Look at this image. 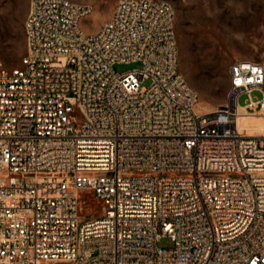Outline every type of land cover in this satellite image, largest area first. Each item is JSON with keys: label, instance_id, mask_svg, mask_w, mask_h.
<instances>
[{"label": "built area", "instance_id": "2783aa9c", "mask_svg": "<svg viewBox=\"0 0 264 264\" xmlns=\"http://www.w3.org/2000/svg\"><path fill=\"white\" fill-rule=\"evenodd\" d=\"M93 10L31 0L26 54L0 61V264H264V134L240 125L264 115V60L199 111L171 2L118 0L89 34Z\"/></svg>", "mask_w": 264, "mask_h": 264}, {"label": "rangeland", "instance_id": "374dc122", "mask_svg": "<svg viewBox=\"0 0 264 264\" xmlns=\"http://www.w3.org/2000/svg\"><path fill=\"white\" fill-rule=\"evenodd\" d=\"M31 0H0V61L12 67L27 52L25 20ZM89 2L93 12L82 27L95 34L108 20L118 0H75ZM176 10V33L180 69L197 90L199 111H211L229 101L231 66L237 60H264V0H167ZM141 66L140 62H120L114 68L123 73ZM261 98L263 92L255 90ZM247 94H241L244 105ZM240 118L249 135L264 134V115ZM245 120V122H244ZM83 213L98 216L101 203L92 191H80ZM91 212V213H89ZM162 246L173 243L165 237ZM46 264H65L47 262Z\"/></svg>", "mask_w": 264, "mask_h": 264}, {"label": "bare ground", "instance_id": "6f19581e", "mask_svg": "<svg viewBox=\"0 0 264 264\" xmlns=\"http://www.w3.org/2000/svg\"><path fill=\"white\" fill-rule=\"evenodd\" d=\"M245 117H247V118H252V117H250V116H245ZM241 118H244V117L242 116ZM244 122H245V120H244ZM256 135H257V134H256Z\"/></svg>", "mask_w": 264, "mask_h": 264}]
</instances>
